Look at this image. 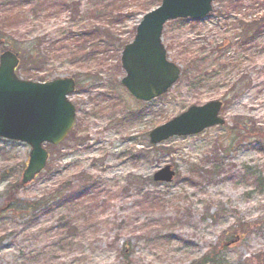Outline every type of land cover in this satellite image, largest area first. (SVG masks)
Masks as SVG:
<instances>
[{
  "label": "rangeland",
  "instance_id": "rangeland-1",
  "mask_svg": "<svg viewBox=\"0 0 264 264\" xmlns=\"http://www.w3.org/2000/svg\"><path fill=\"white\" fill-rule=\"evenodd\" d=\"M42 1L0 0V42L16 50L18 38H43L47 65L17 72L34 81L41 80L26 71L44 81L76 78L69 96L76 122L63 142L47 146V167L25 185L31 146L0 137V264H264V0H213L204 19L167 22L163 43L181 75L149 102L122 85L121 55L161 0H115L112 18L106 5L114 0H50L33 12ZM63 1L68 11L47 9ZM10 8L32 10L30 25L13 27L21 23L15 14L9 25ZM255 19L262 23L257 33ZM81 26L112 32L87 38L86 52L103 58L92 73L79 61L89 56L72 55L64 39ZM213 100L223 102L224 124L150 142L152 129ZM166 165L176 171L173 181H155ZM57 189L60 197L51 195ZM140 193L165 201L149 208ZM28 203L39 204L23 209ZM149 220L173 239L156 246L132 239L133 261L123 262L119 250L130 228ZM206 254L215 261L200 262Z\"/></svg>",
  "mask_w": 264,
  "mask_h": 264
},
{
  "label": "water",
  "instance_id": "water-1",
  "mask_svg": "<svg viewBox=\"0 0 264 264\" xmlns=\"http://www.w3.org/2000/svg\"><path fill=\"white\" fill-rule=\"evenodd\" d=\"M213 10V0H162L145 13L137 25L134 39L125 44L121 61L126 74L121 83L137 100L151 101L178 80L181 67L168 57L163 43L167 21L178 18L202 19ZM19 53L8 49L0 55V137L25 142L31 146L21 182L35 179L47 165L46 144L58 145L69 134L76 120V106L69 99L75 91L74 77L34 81L20 77L16 68ZM222 101L193 105L149 133L150 142L158 144L170 137L197 134L217 124ZM176 172L171 165L160 168L154 180L171 182Z\"/></svg>",
  "mask_w": 264,
  "mask_h": 264
},
{
  "label": "trees",
  "instance_id": "trees-1",
  "mask_svg": "<svg viewBox=\"0 0 264 264\" xmlns=\"http://www.w3.org/2000/svg\"><path fill=\"white\" fill-rule=\"evenodd\" d=\"M45 4H52V2L50 0H46L45 2L42 1L41 3L34 5L33 12L38 13L45 7ZM115 4L116 2L114 0L110 4L108 3V5H106L108 7L106 9L108 12L107 14H110L111 18L113 17L115 10L118 9V8L114 9ZM53 6L57 8V12L59 13L63 11H68L71 8V6L68 5L66 1H63L62 3L53 4L51 6H48L47 9L50 10V7H53ZM7 8H9V5H7ZM30 11L32 10H25V11L20 10V11L14 12L13 8L5 9L4 20L9 21L8 22L10 23L9 25H12L11 21L12 22L15 21V19L13 18L14 17L13 15L15 14L17 19H19L21 23L18 25L16 21L12 26L18 29L21 24L23 25L25 24L26 20L28 19V13ZM255 20H256L255 21L256 28L254 27L253 29L252 27L253 24H251V29L252 31L257 33L258 30H260L262 23L259 22L258 19H255ZM25 25L28 26L30 24H25ZM100 30L106 33L107 36L112 33L109 29H106V27H102L100 29L95 28L93 30L90 29V31H85L83 30V27L81 26V27H78L75 30V32H71L70 35H66V38H64L68 42L67 45L74 46V52L72 53V55L73 54L78 55L81 52H83L84 54L89 56L88 58H85L84 60H79V61L82 63L83 66L88 63L87 64L88 66L86 65L84 67H88V71L90 73H92L94 69H97V67L101 65L103 58H102V55H100L99 53H96V54H91L92 52L87 53L86 52V41L88 37L90 39L91 36L93 37L95 35L100 36L101 35ZM0 46L6 49V46L2 41L0 42ZM13 46L17 47L16 51H18L20 54V65L18 66L17 70L19 69V67H26L29 65L37 69L42 68L45 65H47L49 61L47 58L48 57L47 55L50 53L49 47L45 45V43H43V38L40 36H35L33 39H28V40L25 38V36H23L22 38H18V40L15 41V45ZM91 59H94V64L93 63L90 64L89 60ZM25 73L28 78L35 77L41 81L45 80V79H41L42 77L38 76V74L30 75L31 73L29 71H26ZM61 194H62L61 190L57 189L51 195H53L54 197H60ZM145 194L146 193H140L139 196L142 199L141 203H145L144 205H146L149 208H156V207L160 208L163 205V202L165 201V198H163V196L161 195L154 194L153 197H149V196L147 197ZM38 204L39 203H28L24 205L22 208L32 209L33 207L34 208L38 207ZM122 236L123 234L119 233L118 235H116L115 240L121 238ZM128 236L129 237L125 239V242L123 243L122 248H120L119 250V254L122 256L124 260L123 262H126V263H132L133 257L135 255L134 247L132 246L133 245L132 239L142 238L145 241V243L147 244L149 243L155 246L158 245V242L173 239V236H169V235L163 236V231L155 227L154 220H149L148 222L147 221L142 222L140 227L130 228L128 232ZM163 237H166V238L163 239ZM208 261H215V256L211 257L209 254H206L200 260V262L202 263H206Z\"/></svg>",
  "mask_w": 264,
  "mask_h": 264
},
{
  "label": "flooded vegetation",
  "instance_id": "flooded-vegetation-1",
  "mask_svg": "<svg viewBox=\"0 0 264 264\" xmlns=\"http://www.w3.org/2000/svg\"><path fill=\"white\" fill-rule=\"evenodd\" d=\"M227 44V43H226Z\"/></svg>",
  "mask_w": 264,
  "mask_h": 264
}]
</instances>
